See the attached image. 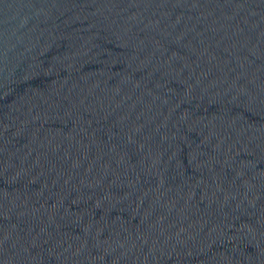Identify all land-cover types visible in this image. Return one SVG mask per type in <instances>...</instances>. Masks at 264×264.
I'll return each instance as SVG.
<instances>
[{"label": "water", "instance_id": "1", "mask_svg": "<svg viewBox=\"0 0 264 264\" xmlns=\"http://www.w3.org/2000/svg\"><path fill=\"white\" fill-rule=\"evenodd\" d=\"M0 264H264V0H0Z\"/></svg>", "mask_w": 264, "mask_h": 264}]
</instances>
